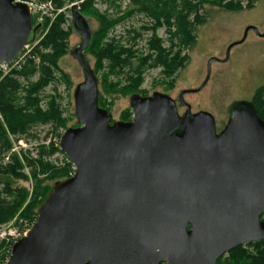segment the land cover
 Listing matches in <instances>:
<instances>
[{
  "label": "water",
  "instance_id": "obj_1",
  "mask_svg": "<svg viewBox=\"0 0 264 264\" xmlns=\"http://www.w3.org/2000/svg\"><path fill=\"white\" fill-rule=\"evenodd\" d=\"M81 2L70 8L82 37L72 50L84 72L73 94L79 125L59 141L76 170L53 184L6 264H220L236 246L264 240V119L252 101L237 100L216 133L215 116L184 99L206 86L212 61H226L236 42L225 58L208 60L200 86L180 92L183 114L154 91L131 94L133 118L114 120L99 104ZM40 27L26 2L0 0V61L11 62ZM250 28L264 36L250 25L240 41Z\"/></svg>",
  "mask_w": 264,
  "mask_h": 264
},
{
  "label": "rangeland",
  "instance_id": "obj_2",
  "mask_svg": "<svg viewBox=\"0 0 264 264\" xmlns=\"http://www.w3.org/2000/svg\"><path fill=\"white\" fill-rule=\"evenodd\" d=\"M60 13H64L67 22L70 23V8L77 0H54ZM83 1V0H82ZM153 1V0H151ZM160 1V0H159ZM219 0H204L202 13L206 20L204 23L197 25L196 42L191 47H182L181 55L187 56L185 65L179 68L171 76H165L162 68H147L144 72L143 82L133 90V93L141 95H151L154 91H162L171 95L176 99L179 113L185 111V106L179 103V94L184 89L196 88L201 85L207 75L208 60L211 57L223 59L227 56L228 47L233 44L230 49L228 59L226 61H212L211 74L206 86L198 92H190L184 95V99L191 104L192 111L208 110L216 119L218 127H222L229 118L230 105L237 100H250L257 87L264 85V36L259 35L254 29L250 28L243 41L248 26L253 25L260 32H264V0H234L240 2V7L228 9L218 4ZM229 0H222L225 4ZM132 0H94L92 7L100 14L109 17H118L124 14ZM81 11V9H80ZM59 13V14H60ZM85 13L88 17L92 30L95 31L100 26L97 15ZM48 21V20H46ZM44 28L40 29L35 36V43L41 38V32H45L48 22ZM152 22L145 13L135 12L130 16L121 18V20L109 29L102 43L111 38L119 40L121 43L133 45L137 50V54H144L149 49L148 39L152 35L151 29H144ZM37 24V23H36ZM129 30L131 31L129 33ZM139 32V36L134 39L135 33ZM42 33V35H43ZM40 35V36H39ZM157 35L162 39L164 47L170 44L169 33L165 26L157 29ZM32 38V34L30 39ZM81 34L73 29L69 40L67 51L59 60L60 69L55 70V79L51 81L41 92V106L46 109L48 102L52 96L57 98L58 103L63 111L62 116L66 121V126L62 124L38 123L32 125L28 132L22 135H14L10 133L12 141L11 149L5 154L4 163L12 162L14 154L19 156L22 163L20 170L25 174L26 178L11 177L12 186H23L28 189V196L24 206L8 221L0 225H8L14 223L18 226L31 225L34 218L25 216L22 213L25 205L31 201V197L35 192L36 180L44 179L47 173H39L35 178L34 170H40L41 162L40 152L45 151L41 158L52 165L53 168L68 169V173L58 178L65 179L74 174L76 167L68 159L67 155L62 152L59 147V141L63 132L72 126H78L77 115L74 104V89L76 85L84 80V72L76 57L72 54V50L81 42ZM99 42V43H101ZM94 48L97 44L94 43ZM34 46V45H32ZM175 49H177L175 47ZM91 66L96 69V56L92 51H85ZM99 79V88L103 92V101L114 120H131L133 118V109L130 105L131 92L109 93L102 88V80L104 77L110 81L120 80L118 87H122L127 81L125 75L122 74L118 79L114 75L107 74L106 63L96 72ZM39 73L29 78H21L24 85L31 81L37 80ZM0 119L3 120L0 114ZM51 144L56 147L50 152ZM32 161V162H31ZM57 178L46 179L43 184H54ZM5 187V182L0 184V190ZM6 197V193L2 194ZM8 199L12 196H8ZM6 256L5 250H2L0 259ZM225 255L220 263L227 260Z\"/></svg>",
  "mask_w": 264,
  "mask_h": 264
},
{
  "label": "trees",
  "instance_id": "obj_3",
  "mask_svg": "<svg viewBox=\"0 0 264 264\" xmlns=\"http://www.w3.org/2000/svg\"><path fill=\"white\" fill-rule=\"evenodd\" d=\"M94 0H83L80 9L83 14L91 13L100 21L98 29L93 31L91 43L87 49L96 56V69L99 70L106 63L107 74L114 75L117 79L124 74L126 83L122 87L120 80H102V88L109 93L133 92L144 80V72L147 68H162L165 76H171L179 68L183 67L187 61V56L181 55L182 47H191L197 39V25L205 22L206 18L202 13L204 0H132L123 15L109 17L100 14L92 7ZM219 0L217 3L228 9L240 7V2L229 0L225 4ZM135 12L145 13L152 22L144 29H151L152 35L148 39L149 49L144 54H137L133 45L121 43L114 37L102 43L110 28L116 25L121 18L130 16ZM96 14V15H95ZM86 15V14H85ZM47 24L49 21H46ZM46 23H42L37 32L44 28ZM49 29L41 32V38L32 49L31 58L26 64L17 70H12L7 74L0 73V184L5 182V187L0 190V225L10 220L22 206H24L28 189L23 186L13 187L11 177L26 178L20 168L22 163L19 156L14 154L12 162L4 163L5 154L11 149L12 141L9 134L22 135L28 132L32 125L38 123L53 122L66 126V121L62 116L63 111L55 96L48 102V107L41 106L40 92L55 79V70H59V60L67 51L68 40L73 31L72 23L67 22L64 13H60L56 19L49 24ZM165 26L169 33L170 44L164 47L162 39L157 35V29ZM36 32V33H37ZM131 31L129 30V33ZM43 33V35H42ZM134 39L139 36L136 31ZM39 35V36H40ZM101 42V43H99ZM94 43L97 44L93 49ZM175 47L177 49H175ZM38 58V61L35 60ZM39 73L35 81L24 85L21 78H29ZM258 114L264 119V85L257 87L253 96ZM99 104L105 106L103 92L100 90ZM56 147L51 144L50 152ZM40 152V170L33 172L35 178L39 173H47L44 179L36 180V187L31 201H29L22 213L25 216L37 218L39 206L52 188V184H43L46 179L60 178L68 173L66 167L53 168L51 164L45 162ZM32 162V161H31ZM6 193V197L2 194ZM8 196L12 198L8 199ZM9 245L6 240L0 241V254L5 250L8 253ZM227 260L231 263L243 264H264V240L239 245L227 252Z\"/></svg>",
  "mask_w": 264,
  "mask_h": 264
},
{
  "label": "built area",
  "instance_id": "obj_4",
  "mask_svg": "<svg viewBox=\"0 0 264 264\" xmlns=\"http://www.w3.org/2000/svg\"><path fill=\"white\" fill-rule=\"evenodd\" d=\"M16 1H23L28 4L34 24H42L46 20L50 21L49 24H51V22H53L61 12V10L57 8L54 0H14V2ZM36 43L35 39L28 42L24 46L23 50L19 53V55L16 56L11 62L0 61V73H2L3 75L11 72L12 70L22 68L26 64L28 59L32 57V49L36 45ZM35 60L38 61V58H35ZM33 224L18 226L14 223H10L8 225H3L0 227V241L6 240L9 245L8 253L4 258L0 259V264H6V262L10 258L13 244L20 238L25 236L31 229Z\"/></svg>",
  "mask_w": 264,
  "mask_h": 264
},
{
  "label": "flooded vegetation",
  "instance_id": "obj_5",
  "mask_svg": "<svg viewBox=\"0 0 264 264\" xmlns=\"http://www.w3.org/2000/svg\"><path fill=\"white\" fill-rule=\"evenodd\" d=\"M250 101H252V98L250 99ZM179 103L180 104H182L181 102H180V100H179ZM182 105H184V104H182ZM177 106H178V104H177ZM186 108V107H185ZM186 110V109H185ZM185 112V111H184ZM183 112V113H184ZM182 113V114H183ZM228 123V120H227V122L222 126V127H218V125H217V123H216V133H219V132H221L224 128H225V126H226V124ZM186 130V126L185 125H182V126H180L179 128H178V132L179 133H183L184 131ZM262 241V240H261ZM247 243H251V242H247ZM247 243H244V244H242V245H246ZM227 254V253H226ZM225 254V255H226ZM225 255H223L219 260H218V263H220V260L225 256ZM224 263H231L230 261H225ZM220 264H223V263H220ZM232 264H243V263H232Z\"/></svg>",
  "mask_w": 264,
  "mask_h": 264
}]
</instances>
